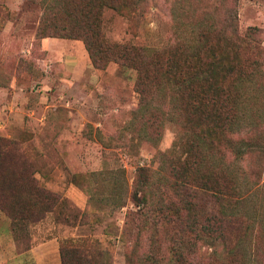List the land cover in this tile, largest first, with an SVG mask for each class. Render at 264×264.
<instances>
[{
  "label": "trees",
  "instance_id": "16d2710c",
  "mask_svg": "<svg viewBox=\"0 0 264 264\" xmlns=\"http://www.w3.org/2000/svg\"><path fill=\"white\" fill-rule=\"evenodd\" d=\"M140 3L42 0L36 29L39 39L80 40L97 69L115 63L136 71L132 121H140L135 133L142 140L156 146L164 123L174 127L170 149L157 154V168L137 169L130 198L148 250L129 264H264V202L258 204L251 191L258 180L235 167L252 154L254 139L261 142L254 132L264 126L257 93L264 76L261 28L240 33L231 6L217 20L204 14L183 21L175 13L174 26H183L159 46L109 40L103 9L131 19ZM9 18L0 4V29ZM33 144L0 136V211L12 221L36 223L60 201L35 176L47 173L33 166ZM59 255L57 264H112L100 241L88 237L60 243Z\"/></svg>",
  "mask_w": 264,
  "mask_h": 264
},
{
  "label": "rangeland",
  "instance_id": "374dc122",
  "mask_svg": "<svg viewBox=\"0 0 264 264\" xmlns=\"http://www.w3.org/2000/svg\"><path fill=\"white\" fill-rule=\"evenodd\" d=\"M0 4L10 12L0 29V136L34 143L28 146L33 166L47 173L35 176L60 197L56 210L36 223L0 214V243L4 247L8 240V264L53 263L58 242L84 237L98 239L112 264L137 261L148 250V241L130 194L137 169L157 168V154L170 149L174 127L164 123L156 146L142 140L135 133L140 121H132L138 104L134 69L115 63L95 68L80 40L36 38L42 0ZM231 6L239 32L261 28L264 47V0H141L131 19L104 8L102 29L112 41L159 46L183 26H174L175 13L183 21L204 14L217 20ZM261 85L262 96L257 93L264 114V76ZM257 136L264 138V126L255 130ZM260 139H254L253 155L233 164L242 176L253 172L257 178L251 191L258 204L264 202ZM30 249L35 259L22 260L20 254Z\"/></svg>",
  "mask_w": 264,
  "mask_h": 264
},
{
  "label": "crops",
  "instance_id": "0c3cea01",
  "mask_svg": "<svg viewBox=\"0 0 264 264\" xmlns=\"http://www.w3.org/2000/svg\"><path fill=\"white\" fill-rule=\"evenodd\" d=\"M0 214H3V213H0ZM5 216V215H4ZM8 220V217L5 216ZM8 232V231H7ZM0 237H1V232H0ZM39 251V250H38ZM45 251V250H44ZM58 253H57V256L53 257V260L54 262L53 263H49V264H57L59 261H60V255H59V242H58V249H57ZM8 252V240L6 241L4 247L1 246V243H0V264H8V257L6 256ZM19 256V255H18ZM20 256H23L21 259L22 260H30L31 258L32 259H35V251L34 249H30L26 252H23L20 254ZM45 257V256H44ZM46 258V257H45ZM22 262V261H21ZM34 263L38 264V262H36L35 260L33 261ZM20 263V262H19Z\"/></svg>",
  "mask_w": 264,
  "mask_h": 264
}]
</instances>
